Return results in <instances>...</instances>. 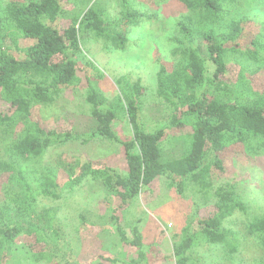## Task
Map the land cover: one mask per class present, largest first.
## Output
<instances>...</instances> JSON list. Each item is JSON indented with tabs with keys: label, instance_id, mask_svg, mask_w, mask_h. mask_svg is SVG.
Listing matches in <instances>:
<instances>
[{
	"label": "trees",
	"instance_id": "16d2710c",
	"mask_svg": "<svg viewBox=\"0 0 264 264\" xmlns=\"http://www.w3.org/2000/svg\"><path fill=\"white\" fill-rule=\"evenodd\" d=\"M66 1L0 0V264H8L20 248L36 264H73L59 207L47 202L59 200L65 191L72 193L85 180L101 182L123 207L158 177L170 180L179 193L187 182L207 187L212 172H225L224 153L237 144L264 155V85L256 83V78L264 79V23L259 26L258 16L238 13L250 0H177L187 12L175 23L179 38L170 51L171 62H158L155 91L170 110L165 128L186 131L177 138L183 154L169 161L162 160L160 148L165 128L144 129V88L126 75L116 80L118 94L110 104L87 83L86 99L96 124L89 134L80 136L65 123L47 129L32 116L36 105L51 104L78 85L80 35L90 34L110 49L123 48L128 42L124 27L144 17L134 8L137 1L148 6L163 0H117L118 18L92 6L79 20L73 16L58 28ZM252 25L258 28L247 41L246 30ZM120 113L132 131L127 142L112 129ZM93 139L123 147L124 175L90 162L66 169L44 161L56 145ZM214 197L213 214L198 220L196 230H182V240L172 250L175 264L200 261L194 255L198 239L222 246L228 255L237 253L240 236L225 226L235 214L248 216L247 234L264 250L262 206L249 207L235 182L218 186ZM117 209L111 210L116 223ZM118 235L137 250L132 264H144L140 238L129 241L121 230Z\"/></svg>",
	"mask_w": 264,
	"mask_h": 264
},
{
	"label": "rangeland",
	"instance_id": "374dc122",
	"mask_svg": "<svg viewBox=\"0 0 264 264\" xmlns=\"http://www.w3.org/2000/svg\"><path fill=\"white\" fill-rule=\"evenodd\" d=\"M66 2L58 28L70 23L73 16L79 20L92 6L113 18L119 17L117 0ZM137 2L134 8L144 17L124 27L128 42L123 48L110 49L108 44L90 34L80 35V51L76 54L80 81L77 86L61 92L51 104H39L32 109V116L39 119L43 127L57 129L65 123L80 136L91 133L96 124L86 99L87 83L97 88L105 104H110L118 94L116 80L125 75L132 81L139 80L144 88L140 116L144 129L153 132L166 127L170 110L156 97V73L158 62H171L170 51L175 47L174 40L179 38L175 23L187 11L177 0H163L148 6ZM261 3L250 0L238 13L258 16L260 26L264 23V1ZM256 28V25L248 27L247 41ZM263 80L256 78L257 85H264ZM112 129L123 142L132 138L125 114L118 115ZM185 132L182 128L174 131L165 128V138L160 145L163 161L181 157L184 145L177 138L185 136ZM251 153L240 144L229 148L224 153L225 172H212L209 185L204 188L187 182L179 193L170 180L158 177L137 198L118 207L119 201L107 194L101 182L85 180L72 193L65 191L62 198L49 201L47 205L59 207L57 213L70 244L73 264H132L137 250L120 241L118 230L123 231L129 241L140 238L146 253L144 264H175L172 250L182 240V230L187 226L196 230L198 220L213 214L214 191L218 186L235 182L249 207L262 206L260 210H264V155ZM44 161L49 166L66 169L77 162H90L94 167L109 168L120 175L127 171L123 147L101 139L85 144L78 140L56 145L47 151ZM115 208H119L115 213L118 223L111 220V210ZM247 218L235 214L225 224L240 236L241 249L237 253L228 255L222 246L198 239L194 255L201 259L196 264H264V250L247 234ZM8 264L36 263L20 248Z\"/></svg>",
	"mask_w": 264,
	"mask_h": 264
}]
</instances>
